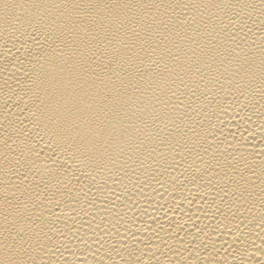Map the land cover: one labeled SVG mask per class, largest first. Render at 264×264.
<instances>
[{
    "label": "bare ground",
    "instance_id": "bare-ground-1",
    "mask_svg": "<svg viewBox=\"0 0 264 264\" xmlns=\"http://www.w3.org/2000/svg\"><path fill=\"white\" fill-rule=\"evenodd\" d=\"M0 264H264V0H0Z\"/></svg>",
    "mask_w": 264,
    "mask_h": 264
}]
</instances>
